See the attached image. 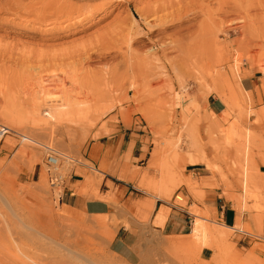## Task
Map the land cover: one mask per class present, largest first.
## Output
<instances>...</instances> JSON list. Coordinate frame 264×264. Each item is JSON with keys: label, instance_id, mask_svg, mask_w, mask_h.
<instances>
[{"label": "rangeland", "instance_id": "374dc122", "mask_svg": "<svg viewBox=\"0 0 264 264\" xmlns=\"http://www.w3.org/2000/svg\"><path fill=\"white\" fill-rule=\"evenodd\" d=\"M252 75L264 96V0H0V106L17 100L43 104L50 93L67 90L88 93L91 104L108 97L122 101L102 115L88 111L82 125L40 123L37 112L0 109V123L10 129L0 141V260L122 264L107 252L120 222L116 214L65 216L58 204L65 189L51 190L43 162L46 145L76 159L75 167L88 170L80 186L70 189L98 196L102 175L81 151L89 129L112 111L127 124L135 121L155 148L148 167H155L158 178L138 181L150 197L137 208L148 199H171L184 182V166L201 163L221 196L237 212L254 213L260 224L264 100L253 108L237 89L239 79ZM208 95L223 101L221 113L207 112ZM71 163L62 162V172ZM39 168L40 178H32ZM184 184L201 201L197 181L190 177ZM175 202L185 206L186 198L178 193ZM200 203L188 210L193 220L204 218L208 244L197 251L173 248L169 243L185 242L190 232L163 237L141 226L147 251L141 264H258L264 253L261 229L245 243L237 229L254 233L249 223L224 226L213 208ZM203 248L211 250L210 259L200 258Z\"/></svg>", "mask_w": 264, "mask_h": 264}, {"label": "crops", "instance_id": "0c3cea01", "mask_svg": "<svg viewBox=\"0 0 264 264\" xmlns=\"http://www.w3.org/2000/svg\"><path fill=\"white\" fill-rule=\"evenodd\" d=\"M255 75L245 76L237 81V89L240 100L253 108L258 107V101L264 100L259 85L255 82ZM255 106V107H254ZM207 112L221 113L225 109L223 101L214 95H208L206 99ZM141 127L131 123H125L118 112H111L102 117L94 127L89 129L81 155L89 160L93 166L101 172L98 186V196L87 195L70 189V186H80L86 167L80 165L74 167L72 176L65 185V190L59 201L61 212L71 219H82L86 216L115 213L120 222L114 229L113 237L107 243V252L122 264H141L146 256V246L139 237V228L147 226L161 236H182L191 230L192 217L188 210L193 204L210 206L216 211L219 223L228 226H239L244 222L249 223L254 233H248L242 229L237 231L242 235V241L249 243L251 238H257L260 229L264 234V215L261 223L256 222L254 213L246 214L237 212L232 202L221 196V188L213 187V177L201 164H189L184 166L181 176L182 181L196 180L201 191V201L194 200L189 188L182 182L177 186L171 199L156 198L145 200L137 208L138 203L147 197L136 186L142 176L149 179H157L155 167H148L151 152L150 140L145 137ZM259 170L264 173V164L260 162ZM32 178H40V168L33 169ZM181 193L186 198V205H178L175 202L177 194ZM112 198L114 203L121 204L124 210H115L114 204L108 201ZM139 214L147 217L141 221ZM147 221V222H146ZM126 223V224H124ZM244 247V245H242ZM249 247V246H247ZM262 255L260 251H255ZM211 250L203 248L200 251L201 259H210ZM261 264H264V260Z\"/></svg>", "mask_w": 264, "mask_h": 264}, {"label": "bare ground", "instance_id": "6f19581e", "mask_svg": "<svg viewBox=\"0 0 264 264\" xmlns=\"http://www.w3.org/2000/svg\"><path fill=\"white\" fill-rule=\"evenodd\" d=\"M57 1L58 0H56V2ZM150 27H151V25H150ZM153 27H151V28H153ZM164 44H166V43L164 42ZM164 44L161 45L162 50L165 49ZM172 46H174V45H172ZM167 48H170V47H167ZM84 58H86V57H84ZM39 68H41V67L39 66ZM175 73H177V72H175ZM39 75H40V69H39V71L37 70L34 73V76H39ZM136 91H138V90H136ZM108 98L109 99H106V98L100 99L99 102L91 104V102H92L91 97L89 96L88 93L77 92V90H75V91L67 90V91L62 92V93H60V92L50 93L48 97H45V99H44L45 102L43 104L30 105V104H27L25 101H18L17 100L16 102L11 101V103L8 105H1L0 109H1V111H15L17 113H19L21 111L37 112L38 114H40L38 117V121H40V123L45 121V120L53 121V122L69 121V122H73L77 125H82V124L86 123L85 121H86V119H88L87 115H86V113L88 111L93 110L94 112H96L97 115H102V114L106 113L107 111L111 110L115 105H119L122 102L120 100L114 101L115 99L112 100V99H110V97H108ZM111 98H112V96H111ZM41 107H44V109L47 110V114H43L41 112L42 111ZM67 114H72V115L70 117H67ZM73 117H74V120H73ZM228 137H229L228 134L225 135L226 140H228ZM29 139H30V137H29ZM31 141H33V139H31ZM43 147H45V146H43ZM54 150L56 152H58L56 149H54ZM63 156L68 159V160H65V162H67V163L69 162V164L71 162H73V160L75 161L74 163H71L72 168L70 170H73V168L76 165H79V162L76 159L68 157L66 155H63ZM70 160H72V161H70ZM64 170H65V168H64ZM96 172L101 175V172L99 170H96ZM166 182H167V178H166ZM96 183H95V185H96ZM42 185H44V184L42 183ZM163 189L164 188L162 186V191H163ZM54 191H56V190H54ZM58 192L59 191L57 190V193ZM166 193H167V191H166ZM162 194L165 195L164 192ZM203 220H204V218L202 219L201 217H196L193 220L192 225H191V230H190V237L187 240H185V242L173 241V242L169 243V245H171V247H173V248L186 246L189 249L191 248V250H196V251L199 250L200 247L207 245L209 238H210V229L203 223ZM223 225L225 226V224H223ZM263 260H264V253L262 256H260L258 264H261ZM0 263L1 264H13L10 262V259H8L6 256L1 258Z\"/></svg>", "mask_w": 264, "mask_h": 264}, {"label": "built area", "instance_id": "2783aa9c", "mask_svg": "<svg viewBox=\"0 0 264 264\" xmlns=\"http://www.w3.org/2000/svg\"><path fill=\"white\" fill-rule=\"evenodd\" d=\"M9 128L0 123V141L4 139V137L8 134ZM44 150V165L46 166L47 171V181L52 191L55 189H65V179L68 177L70 178L72 176V170L67 171V169L62 172L61 170V164L65 160H68L66 157H64L62 153L59 151L56 152L52 147L45 146L43 147ZM72 161V160H70ZM73 162H75L73 160ZM63 192L61 193L62 196ZM58 199V204L61 199Z\"/></svg>", "mask_w": 264, "mask_h": 264}]
</instances>
